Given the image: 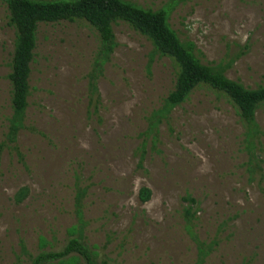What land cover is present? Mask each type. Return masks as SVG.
I'll list each match as a JSON object with an SVG mask.
<instances>
[{"label": "rangeland", "instance_id": "374dc122", "mask_svg": "<svg viewBox=\"0 0 264 264\" xmlns=\"http://www.w3.org/2000/svg\"><path fill=\"white\" fill-rule=\"evenodd\" d=\"M130 1L158 9L169 0ZM8 14L0 0V144L11 114ZM169 22L203 63L229 62L226 75L247 87L264 83V0H184ZM112 27L117 45L93 112L94 30L84 20L38 26L22 156L0 147V264H30L78 236L98 264H195L200 246L209 251L202 264H264V103L248 149L227 95L200 83L165 107L173 62L128 23ZM77 187L85 188L79 231ZM141 188L150 189L145 202ZM53 263L85 261L71 252Z\"/></svg>", "mask_w": 264, "mask_h": 264}, {"label": "trees", "instance_id": "16d2710c", "mask_svg": "<svg viewBox=\"0 0 264 264\" xmlns=\"http://www.w3.org/2000/svg\"><path fill=\"white\" fill-rule=\"evenodd\" d=\"M2 1L9 12L8 23L15 29V39L11 70L8 73L11 84V114L7 119L4 141L0 147L9 146L19 157L22 156L18 149L17 137L19 131L25 126L30 95L29 76L35 55L37 29L40 23L62 20H84L97 35V47L93 52L86 75L88 101L93 112H97L100 106L97 81L103 75L104 66L110 60L117 45L113 23L124 21L150 40L153 54L166 56L173 62L174 84L165 99V107L183 102L198 84H208L223 92L233 102L235 111L244 124L245 147L252 148L254 142L259 140L260 129L255 123V114L258 106L264 103V83L256 87H247L242 82L230 79L226 75L229 62L203 63L199 59L194 52L193 43L180 39L169 22L170 14L175 6L184 0H169L166 5L158 9L145 8L130 0ZM155 125V120H151L152 129ZM84 195L85 188L77 187L74 194V210L78 219L76 227L78 231L84 225L82 208ZM139 196L143 202L147 201L150 189L141 188ZM185 199L194 202L193 198L186 197ZM185 213L188 217L192 215L190 206L185 209ZM78 238H71L61 251L37 254L30 264H54V260L61 259L71 252L79 253L85 264H98V253L88 248ZM208 253V249L200 246L195 264H202Z\"/></svg>", "mask_w": 264, "mask_h": 264}]
</instances>
